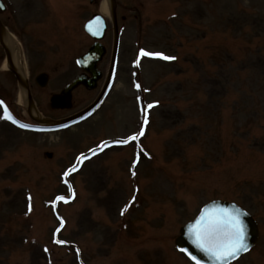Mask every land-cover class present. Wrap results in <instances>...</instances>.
I'll list each match as a JSON object with an SVG mask.
<instances>
[{"label": "rangeland", "instance_id": "1", "mask_svg": "<svg viewBox=\"0 0 264 264\" xmlns=\"http://www.w3.org/2000/svg\"><path fill=\"white\" fill-rule=\"evenodd\" d=\"M3 1L35 116L66 120L91 106L102 80L76 89L72 109H52L51 98L81 74L75 58L92 46L85 25L95 14L109 22L107 72L109 0ZM117 2L115 81L70 125L38 127L0 44V264H195L175 241L215 200L260 226L258 244L233 264H264V0Z\"/></svg>", "mask_w": 264, "mask_h": 264}, {"label": "water", "instance_id": "2", "mask_svg": "<svg viewBox=\"0 0 264 264\" xmlns=\"http://www.w3.org/2000/svg\"><path fill=\"white\" fill-rule=\"evenodd\" d=\"M110 10L112 13V17L115 24V31H116V38L114 44V53H113V66L116 62V58L118 55L119 50V43H120V36H119V28H118V3L117 0H109ZM7 10V6L3 0H0V13H3ZM97 18H99V23H97ZM89 25H91V31L89 30ZM85 30L88 35H90L94 40V45L82 56L78 59V65L82 69L83 73L79 75L72 83L67 85L59 94H55L51 98V108L54 110H66L72 109L73 104V94L76 89L80 86L86 87L88 90H95L98 88L99 82L103 79V73L99 69L100 62L103 61L104 57L107 54V48L102 43V41L106 37V33L108 30V23L106 18L102 14H95L91 20H89L85 25ZM98 34L94 35L93 32H97ZM7 29L0 18V44L4 47L7 59H8V67L10 71H12L22 88V91L26 94V102L28 112L31 117L40 125H47V126H62L65 124L72 123L76 121L90 112H92L102 101L105 95V91L100 95V97L87 109L83 112L69 118L66 120H59L55 121L49 118H41L38 116L36 117L34 111L37 112L35 107V100L33 97L32 89L29 84L28 79L25 75L22 74L20 70L16 68L14 62V55L8 44L6 43V35ZM50 81V77L47 73H42L36 78L37 84L45 88L48 86ZM106 90V89H105ZM49 157H53L52 153H47ZM209 209L211 214L218 213L221 209L226 210L227 212H236L241 214V218L246 228L247 232V243L249 245V250L246 252H242L239 254L238 257L232 258L226 262V264H232L235 261L239 260L243 255L249 253L258 243L260 238V226L257 220L244 208L239 206L236 203L222 201V200H215L207 205H205L202 209ZM200 214L194 219L193 221L186 224L180 230V235L176 239L175 244L179 251L186 254L192 261H194L191 256H195L197 260L200 261V264H217L214 259H211L206 253L201 251L199 247H197L195 237L193 236L192 232L190 231L192 225L195 221L200 217ZM246 213V215H244ZM181 249H185L186 251H182ZM189 253L191 255H189ZM195 262V261H194ZM196 263V262H195Z\"/></svg>", "mask_w": 264, "mask_h": 264}, {"label": "snow or ice", "instance_id": "3", "mask_svg": "<svg viewBox=\"0 0 264 264\" xmlns=\"http://www.w3.org/2000/svg\"><path fill=\"white\" fill-rule=\"evenodd\" d=\"M97 23H99V18H97ZM89 30L91 31V25H89ZM94 35L98 34L93 32ZM140 55L143 56H154L159 57L165 60L175 59V57L164 56L162 53H150L144 50H141ZM139 63V61H137ZM139 88V85H137ZM3 102L0 101V105ZM153 105H149L151 108ZM5 118L12 120L13 123L17 121L7 112L5 107ZM21 127H27V125H20ZM143 133H138L129 137L127 141H122L121 143H128L130 141H135ZM103 148V145L101 146ZM74 169H70L69 173ZM63 196L57 197V200H64ZM31 200V197H29ZM29 210H31V205H29ZM127 211V208L124 209ZM123 214V213H122ZM246 215V213L244 214ZM190 231L195 237L197 247L206 253L211 259H214L217 264H226L232 258L238 257L242 252L249 250V245L247 243V232L241 214L236 212H227L226 210L221 209L218 213L211 214L209 209H204L200 217L192 225ZM57 243H63L62 241L57 240ZM47 250V249H46ZM186 251L185 249H181ZM189 255H191L189 253ZM191 258L200 264V261L197 260L195 256Z\"/></svg>", "mask_w": 264, "mask_h": 264}, {"label": "flooded vegetation", "instance_id": "4", "mask_svg": "<svg viewBox=\"0 0 264 264\" xmlns=\"http://www.w3.org/2000/svg\"><path fill=\"white\" fill-rule=\"evenodd\" d=\"M124 20H126V17L125 16H122L121 17V21H124ZM113 22V34H114V38H113V49H114V44H115V38H116V31H115V24H114V20H112ZM61 19H59L58 18V41H60V36H59V33H60V30H61ZM118 28H119V36H120V43H119V50H118V56H117V59H116V63H115V65L113 66V51H112V55H111V60H110V64H109V68H108V70H107V72L106 73H103L104 74V77H103V79H102V81H104V85H103V88H102V91H101V94H102V92H104L105 91V89H106V94L108 93V91H109V89H110V87L112 86V84H113V82L115 81V77H116V72L118 71V69H119V55H120V47H121V42H122V29H121V25H120V17H119V14H118ZM108 34H109V22H108V30H107V33H106V37H105V39L103 40V44H104V42L105 41H107V39H108ZM92 39V41H93V43H92V46L94 45V43H95V40L93 39V38H91ZM72 43V42H71ZM105 45V44H104ZM91 46V47H92ZM106 46V45H105ZM90 47V48H91ZM89 48V49H90ZM106 48H107V54H106V56H105V58H104V60L99 64V67L101 66V64L102 63H104V61H105V59H106V57H107V55H108V47L106 46ZM75 64L77 65V67H79L78 66V57H76L75 58ZM81 74H82V71H81ZM81 74H79V75H81ZM78 75V76H79ZM77 76V77H78ZM76 77V78H77ZM100 94V95H101ZM99 95V96H100Z\"/></svg>", "mask_w": 264, "mask_h": 264}, {"label": "bare ground", "instance_id": "5", "mask_svg": "<svg viewBox=\"0 0 264 264\" xmlns=\"http://www.w3.org/2000/svg\"><path fill=\"white\" fill-rule=\"evenodd\" d=\"M102 13L105 14V15H108L109 14V11H110V4L105 2L102 6ZM6 43L8 44V46L12 49L13 51V54H14V62H15V65H16V68L18 70H20L22 72L23 75L26 76V70H25V66L24 64L22 63V61L20 60V55H19V50H18V46L16 45V42L14 41V38L10 35V34H7L6 35ZM5 67H7V65L5 64ZM21 97H22V102H24V104H27L26 102V94L24 93V91H22V94H21ZM35 113V111H34ZM37 114V113H36Z\"/></svg>", "mask_w": 264, "mask_h": 264}]
</instances>
